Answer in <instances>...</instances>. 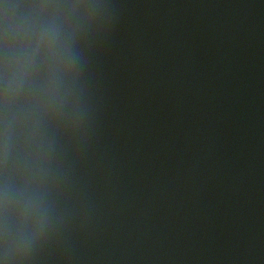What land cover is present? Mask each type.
Segmentation results:
<instances>
[{"label":"water","instance_id":"obj_1","mask_svg":"<svg viewBox=\"0 0 264 264\" xmlns=\"http://www.w3.org/2000/svg\"><path fill=\"white\" fill-rule=\"evenodd\" d=\"M0 264H264V0H0Z\"/></svg>","mask_w":264,"mask_h":264},{"label":"clouds","instance_id":"obj_2","mask_svg":"<svg viewBox=\"0 0 264 264\" xmlns=\"http://www.w3.org/2000/svg\"><path fill=\"white\" fill-rule=\"evenodd\" d=\"M50 31H51L50 29H49V30H47L46 34H48Z\"/></svg>","mask_w":264,"mask_h":264}]
</instances>
